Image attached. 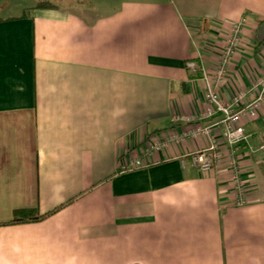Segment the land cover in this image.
I'll return each instance as SVG.
<instances>
[{"label":"crops","instance_id":"crops-1","mask_svg":"<svg viewBox=\"0 0 264 264\" xmlns=\"http://www.w3.org/2000/svg\"><path fill=\"white\" fill-rule=\"evenodd\" d=\"M14 1V2H13ZM0 0V264H264V154L237 152V204L222 127L147 153L217 116L205 83L245 19L219 95L264 75V0ZM240 124L264 137V98ZM216 142L200 171L190 154ZM143 166L123 171L133 157ZM54 211L10 221L16 209Z\"/></svg>","mask_w":264,"mask_h":264},{"label":"built area","instance_id":"built-area-1","mask_svg":"<svg viewBox=\"0 0 264 264\" xmlns=\"http://www.w3.org/2000/svg\"><path fill=\"white\" fill-rule=\"evenodd\" d=\"M245 19L234 22L231 25L226 44L223 47L221 61L218 68L213 74L207 72L203 63L195 59L187 60L186 68L194 73L205 83V97L210 104L209 110L197 118H185L184 116L177 117V120H204L206 118L216 117L208 125H197L195 128L187 132V134H171L165 139H153L147 143V153L152 151L161 150L166 144L170 142H179L186 137H198L200 135H209L212 127H222V137L227 150V157L229 158L228 165L230 168V182L235 193L237 204H242L246 196V182L241 176L240 167L237 158L239 146L242 143L248 144L250 152H260L264 154V137L260 138L257 145L250 144L252 134L246 132L243 125L239 120L243 114L241 101L246 94H254V101L246 106V109H251L261 102L264 98V75L256 79L250 87L243 92L238 93L231 100L226 101L219 95V86L223 83L228 62L239 49L240 36ZM192 162L200 171H208L217 165L222 159L223 155L216 142H212L208 148L199 150L190 154ZM144 164L140 157L135 156L125 166L122 167L123 171L133 170L142 167Z\"/></svg>","mask_w":264,"mask_h":264},{"label":"trees","instance_id":"trees-1","mask_svg":"<svg viewBox=\"0 0 264 264\" xmlns=\"http://www.w3.org/2000/svg\"><path fill=\"white\" fill-rule=\"evenodd\" d=\"M53 6L54 5L48 0H40L36 5V7H45V8H51ZM54 211L56 210L50 211L45 214H38L37 209H26V208L16 209L13 212V218L10 221V223L39 221L41 219H44L46 216L52 214Z\"/></svg>","mask_w":264,"mask_h":264},{"label":"rangeland","instance_id":"rangeland-1","mask_svg":"<svg viewBox=\"0 0 264 264\" xmlns=\"http://www.w3.org/2000/svg\"><path fill=\"white\" fill-rule=\"evenodd\" d=\"M108 1L111 2V3H115L116 1H120V0H108ZM15 2H19V0L15 1Z\"/></svg>","mask_w":264,"mask_h":264}]
</instances>
